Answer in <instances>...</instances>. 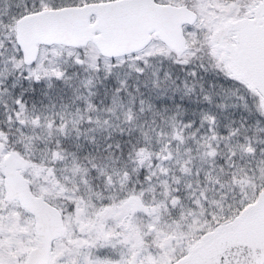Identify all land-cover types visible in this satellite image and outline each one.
Segmentation results:
<instances>
[{
	"label": "snow or ice",
	"instance_id": "snow-or-ice-1",
	"mask_svg": "<svg viewBox=\"0 0 264 264\" xmlns=\"http://www.w3.org/2000/svg\"><path fill=\"white\" fill-rule=\"evenodd\" d=\"M0 264H264V0H0Z\"/></svg>",
	"mask_w": 264,
	"mask_h": 264
}]
</instances>
